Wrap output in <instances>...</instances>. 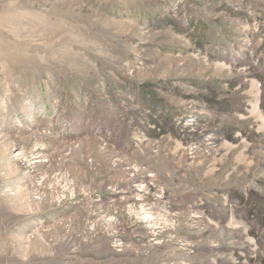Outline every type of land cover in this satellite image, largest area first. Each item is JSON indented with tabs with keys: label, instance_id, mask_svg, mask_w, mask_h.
<instances>
[{
	"label": "rangeland",
	"instance_id": "obj_1",
	"mask_svg": "<svg viewBox=\"0 0 264 264\" xmlns=\"http://www.w3.org/2000/svg\"><path fill=\"white\" fill-rule=\"evenodd\" d=\"M0 264H264V0H0Z\"/></svg>",
	"mask_w": 264,
	"mask_h": 264
}]
</instances>
